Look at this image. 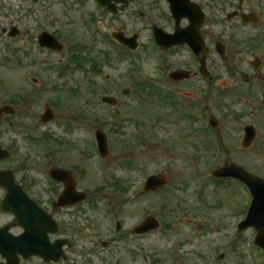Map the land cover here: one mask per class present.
<instances>
[{
  "label": "rangeland",
  "instance_id": "1",
  "mask_svg": "<svg viewBox=\"0 0 264 264\" xmlns=\"http://www.w3.org/2000/svg\"><path fill=\"white\" fill-rule=\"evenodd\" d=\"M193 1L199 4L203 0ZM89 7L88 13L95 14L108 29L123 25L129 33L138 32L139 57L119 58L116 49L98 37L94 26L90 31L85 28L80 13L73 10L66 18L64 11L68 8L62 5L49 0H0V74L7 84L13 85L14 96L28 94L32 98L27 99L37 102L32 107L37 116L43 111L42 105L53 100L56 118L55 122L37 127L34 141L21 135L14 139L20 154L28 158L27 180L34 184L30 192L45 194L42 179L33 177L31 167L47 162L45 155L57 149L52 164L72 171L77 188L86 190L89 196H104L106 202L103 199L104 202L74 212L75 220L88 229L98 227L102 239L112 237L113 227L119 221L122 236L147 247L152 264H264V255L251 248L255 230L248 229L231 239L248 203L244 187L231 182L217 183L212 177L214 169L229 163L264 179L262 105L251 117L234 95L217 98L214 104L207 101L210 114L219 125L217 136L207 134L200 122L188 117L192 110L200 113V107L192 104V108L181 106L175 110L153 89L137 86L148 82L161 87L165 84L157 55L152 52L148 21L133 14L134 9L113 18L94 11L90 4ZM220 18L217 14L216 19ZM2 28H16L18 35L9 37ZM44 31L58 34L70 47L69 52L51 55L39 50L36 40ZM69 35L75 36V40L67 43ZM72 54L78 56L80 63H69ZM172 56L174 66L183 69L186 58L181 53L175 55V51ZM33 58L45 62L42 66L33 65ZM59 58L64 65H77L76 74L62 76L57 69L47 71ZM178 59L182 62L178 63ZM2 60L8 63L3 65ZM93 60L97 62L98 74L92 71ZM132 71L136 83L130 76ZM32 76L39 79V85L31 84ZM106 76L111 81H106ZM85 78L91 82L86 83ZM42 82L44 85L40 86ZM195 82L186 81L180 86L191 92L197 87ZM127 90L129 94L124 96L123 91ZM110 93L118 96L116 108L100 101L101 96ZM97 118H103L100 125L109 137L110 152L105 161L96 153L89 131L79 130L80 122L95 128ZM18 119L32 124L19 112ZM248 122L256 125L257 138L252 147L243 149L239 129ZM210 144L219 150L214 151ZM151 175L165 178L167 184L157 192L143 193L144 183ZM201 187L205 189L202 194ZM107 202L114 209V218L108 217ZM149 215L158 218L161 229L134 237V228ZM86 235L88 239L92 237L89 231ZM113 242L118 248L119 240ZM116 260L110 263L115 264Z\"/></svg>",
  "mask_w": 264,
  "mask_h": 264
},
{
  "label": "flooded vegetation",
  "instance_id": "2",
  "mask_svg": "<svg viewBox=\"0 0 264 264\" xmlns=\"http://www.w3.org/2000/svg\"><path fill=\"white\" fill-rule=\"evenodd\" d=\"M72 1H76L78 6L83 9L90 8V4L94 11L113 18L132 7L137 8L141 4V0H132V3L123 9L125 5L117 4L115 0H111L108 4L112 5L114 7L112 9L115 10V14H111L106 7L99 4V0ZM144 5L148 11L143 13L138 9V14L143 18H149L148 20L152 21L151 25L156 20L157 25L168 34H174L176 30L186 31L190 26L187 19L181 20L176 25L168 12L169 5L166 0H144ZM198 5L204 13V23L199 29L193 30L191 34L197 32L201 39L198 54L200 61L187 45L168 48L165 51L168 73L178 71L186 77L178 82L171 81L170 85L176 87V90L189 103L203 107L209 106L207 101L214 104L217 98L234 95L236 99L248 103L249 115L254 117L258 105H262L264 109V0H203ZM155 6L161 7L164 12L155 15L153 11ZM217 14L220 15V19H216ZM110 31L111 38L118 34H123L124 37H131L135 34V31L129 33L125 30L123 25ZM61 41L65 44V50L68 53L70 47L63 39ZM173 51H175V55L181 53L186 58L183 69L174 66ZM181 60L178 59V63L182 62ZM193 80H197L195 82L197 87L192 86L195 88L194 91L189 92L180 86L186 81ZM43 85V82L40 83V86ZM245 89L246 92L243 93ZM23 97L32 98L28 94ZM23 97L18 98L17 94L14 96L13 85L7 84L0 78V110L6 106H11L16 110L15 115L0 114V144L4 145L11 153L19 151L17 142L14 141L17 129L28 130L30 133L36 134L38 133L37 127L40 126L41 115L37 116L32 108L37 102L26 100ZM28 102H32V104L27 105ZM30 108L35 112V115L30 111ZM18 112L32 124L22 123V118L18 119ZM36 121L37 126L35 125ZM244 127L243 125L239 131L244 132ZM27 164L3 162L0 163V170H8L12 173L16 184L20 187L16 188V192L21 198L28 196L34 200L56 222L58 226L56 233H49L42 244L52 250V252H48V255L52 257L30 255L26 254L27 251L24 250L20 252L21 248L36 245V236L29 232L30 222L27 220L18 222L12 213L0 210V228L5 229L7 241L5 248L8 250L5 258L0 255V264H111L110 261L113 259H117L115 264H139L142 259L150 257L147 254V247H143L137 240L135 242L128 241L126 237L122 236L123 234L119 233L115 237L116 240H119L117 248L111 237L106 236L112 242L102 240V232L97 229L98 227L88 229L82 222L75 220L74 212H81V208L84 206L89 207L97 204V196H92L94 201L81 203L74 207L55 208L54 203L64 191L65 186L50 180L47 175L50 167L32 164L33 177L34 175L40 177L46 187L45 194H32L30 189L34 188V184L27 180L28 172L25 169ZM53 167L60 168L56 165ZM72 176L76 182L73 172ZM5 194H7V190L0 186V201L6 196ZM86 231L91 232L92 237L89 239ZM20 236H22V242L18 240ZM62 241L63 244H61Z\"/></svg>",
  "mask_w": 264,
  "mask_h": 264
},
{
  "label": "water",
  "instance_id": "3",
  "mask_svg": "<svg viewBox=\"0 0 264 264\" xmlns=\"http://www.w3.org/2000/svg\"><path fill=\"white\" fill-rule=\"evenodd\" d=\"M11 35H15V32H12ZM110 101L111 103H116L113 100L105 99ZM255 138V134H251V132L247 133L245 140V147H249L252 141ZM100 142L102 144V151H104V155H107V145L104 137H100ZM55 176L59 174L62 178L61 180L68 183L69 177L65 172H54ZM215 177H237L244 181H246L253 190L254 193V201L252 208L250 209V215L246 222L242 224V228H246L248 226H253L257 229L258 235L256 238V243L262 247H264V181L259 180L257 178H253L249 174H247L244 170L236 166H229L215 172ZM165 180L159 177H151L146 184V191H155L165 185ZM70 184V183H69ZM71 187V186H70ZM70 187H68L67 192L64 197L60 200V205H66L69 203L68 196L70 195ZM82 198H80L81 200ZM159 222L152 217H149L141 226H139L135 231L138 234H143L153 229L159 228Z\"/></svg>",
  "mask_w": 264,
  "mask_h": 264
}]
</instances>
